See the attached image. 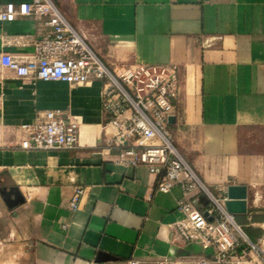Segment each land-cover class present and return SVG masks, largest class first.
<instances>
[{
  "label": "crops",
  "instance_id": "obj_1",
  "mask_svg": "<svg viewBox=\"0 0 264 264\" xmlns=\"http://www.w3.org/2000/svg\"><path fill=\"white\" fill-rule=\"evenodd\" d=\"M9 1L31 0L0 6ZM51 1L105 63L178 66L168 122L174 145L211 192L245 185L248 212L236 220L254 238L264 234V0ZM48 19L0 21V56L32 58L35 40L52 32ZM102 87L101 80L21 78L0 63V188L18 187L25 198L9 208L0 194V264H125L210 253L172 242L168 224L181 216L184 192L179 185L161 192L160 176L120 161ZM47 109L80 122L78 147H21V124ZM78 186L87 191L73 211Z\"/></svg>",
  "mask_w": 264,
  "mask_h": 264
},
{
  "label": "built area",
  "instance_id": "obj_2",
  "mask_svg": "<svg viewBox=\"0 0 264 264\" xmlns=\"http://www.w3.org/2000/svg\"><path fill=\"white\" fill-rule=\"evenodd\" d=\"M17 15L48 16L52 32L35 40L32 58L22 61L2 53L1 65L21 78L73 85L101 80L102 110L107 124L116 131L115 143L123 146L120 161L144 165L160 176L157 188L161 192L181 186L184 196L177 205L181 216L168 224L172 242L196 243L210 251L209 255L130 258L125 264H264V234L250 238L245 225L226 209V191L219 197L214 195L174 145L168 122L176 113L174 101L180 91L178 66L105 63L51 0L24 1L18 6L9 1L0 6V21H11ZM41 116L37 122L21 124L25 133L22 148L78 147L80 122L76 118L60 109H47ZM84 194L83 186L76 187L69 202L71 210L79 209ZM202 194L208 199L205 204L199 197Z\"/></svg>",
  "mask_w": 264,
  "mask_h": 264
},
{
  "label": "water",
  "instance_id": "obj_3",
  "mask_svg": "<svg viewBox=\"0 0 264 264\" xmlns=\"http://www.w3.org/2000/svg\"><path fill=\"white\" fill-rule=\"evenodd\" d=\"M174 118L175 115L171 116L169 121H172ZM86 191L87 189L85 188V193ZM0 194L9 208H14L25 201L20 189L15 186L11 188H0ZM226 195L227 198L225 200V207L228 212L234 215L245 214L248 212V191L245 185L229 184L227 186ZM200 199L204 203L208 202L205 194H202Z\"/></svg>",
  "mask_w": 264,
  "mask_h": 264
},
{
  "label": "trees",
  "instance_id": "obj_4",
  "mask_svg": "<svg viewBox=\"0 0 264 264\" xmlns=\"http://www.w3.org/2000/svg\"><path fill=\"white\" fill-rule=\"evenodd\" d=\"M244 229H245L247 235H248L250 238H253V239H254V237H253V233L249 230V228H248V227H245Z\"/></svg>",
  "mask_w": 264,
  "mask_h": 264
},
{
  "label": "rangeland",
  "instance_id": "obj_5",
  "mask_svg": "<svg viewBox=\"0 0 264 264\" xmlns=\"http://www.w3.org/2000/svg\"><path fill=\"white\" fill-rule=\"evenodd\" d=\"M212 192H213L214 195H216V196H218V197L220 196V193H219V192H217V191H215V190H212ZM207 255H209V253H208Z\"/></svg>",
  "mask_w": 264,
  "mask_h": 264
}]
</instances>
